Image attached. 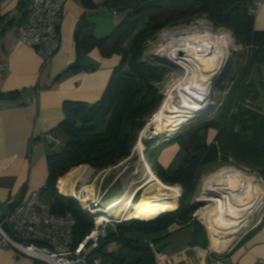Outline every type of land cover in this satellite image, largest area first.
<instances>
[{"label": "trees", "instance_id": "1", "mask_svg": "<svg viewBox=\"0 0 264 264\" xmlns=\"http://www.w3.org/2000/svg\"><path fill=\"white\" fill-rule=\"evenodd\" d=\"M251 2H106L111 10L117 9L123 19L111 36L97 40L91 32L82 38V46L86 50L98 47L106 56L118 54L121 61L111 76L105 94L95 105L84 102L66 104L67 117L59 125L66 141L62 140L60 149H52L53 155L49 157L50 174L45 195L52 191L49 202L54 214L63 216L71 213L74 216L76 228L73 238L76 245L89 235L94 227L93 220L89 214L84 213L78 201L58 194L56 186L60 181L58 188L64 193L66 179L79 170L74 167L86 164L97 171L104 170L131 156L146 121L163 102L155 84L162 81L165 73L157 64L147 62L143 57L148 43L166 27L189 24L195 18L206 17L215 29L229 30L236 44L249 51L248 59L240 72L229 79L228 87L221 88L227 98L222 104L218 123L207 124L199 131L179 138H184L186 154L177 172L171 176L168 169L159 164L158 172L166 183L183 184L184 197L180 207L166 206L159 213L142 214L130 219L127 221L130 225L119 227L116 233L109 235L96 255L103 256L106 264H156L153 249L146 237L174 224L186 227L192 222V215L201 206L190 203L191 194L196 189L194 181L200 168L218 161L220 150L235 156L241 163L263 169L264 177V114L245 104L257 90L251 78L264 66V32L257 33L254 29V18L248 15ZM211 129L217 135L209 142ZM71 170L74 171L69 173ZM114 243L119 249L109 253L108 247Z\"/></svg>", "mask_w": 264, "mask_h": 264}, {"label": "crops", "instance_id": "2", "mask_svg": "<svg viewBox=\"0 0 264 264\" xmlns=\"http://www.w3.org/2000/svg\"><path fill=\"white\" fill-rule=\"evenodd\" d=\"M27 1L0 0V65L8 64V71L0 75V216L9 211V201H23L48 185L53 153L39 138L54 133L65 142L59 125L67 117L66 104L95 105L121 61L120 55L106 56L98 47L86 50L82 38L92 32L97 40H104L115 32L122 16L118 21L113 18L115 8L108 7V0H68L60 29L61 48L43 68L36 49L22 44L17 35ZM253 21L255 31L264 32V4ZM259 69L264 88V66ZM255 104L264 109L263 101ZM161 164L166 167L164 161ZM202 219L217 233L227 232L224 241L212 234L210 246L200 220L186 227L174 224L146 237L156 264H264V221L232 247L250 219ZM116 251L115 246L109 252ZM0 264L35 262L3 249L0 241Z\"/></svg>", "mask_w": 264, "mask_h": 264}, {"label": "rangeland", "instance_id": "3", "mask_svg": "<svg viewBox=\"0 0 264 264\" xmlns=\"http://www.w3.org/2000/svg\"><path fill=\"white\" fill-rule=\"evenodd\" d=\"M117 10V9H116ZM206 17H200V18H195L189 24H179L176 26H170L164 28L161 32H159L155 38L148 43L146 47V52L144 54L143 59L147 62H153L157 64L165 73V76L163 77L161 82H158L155 84V86L159 89L160 95L163 97V102H165V95L168 92V89L173 87L175 82H177L180 78L179 73L181 72L180 69L176 68L174 64H171L170 62H167V60L164 57H158L156 55V51L158 47L165 41L167 40L166 37H171V38H176L179 37V35L183 34H196V33H201L202 29H209L212 28V25L208 23L205 19ZM206 21V22H205ZM141 28H144V26H141ZM214 33L217 36H222L223 37H229L230 32L229 30L225 29H218L214 30ZM214 34V35H215ZM233 39V38H232ZM249 53L248 50L245 49L243 46H239L238 52H233V56L230 57V65L228 66V73L225 77V79L222 82L217 83L218 85L214 90L211 91L210 94V102L213 104L212 109L207 110V113L198 115L194 117L192 120L188 121L185 125H182L181 127L175 129L172 135H165V136H160V137H155L152 134L154 133L155 130V124H153V118L155 117L156 113L159 112L162 104L160 107L156 110V112L148 118L146 121L145 128L139 133L138 135V140L136 144L133 147L132 154L129 158L122 160L121 163L112 166L108 169H100V170H95L89 165H84L80 167H74L73 169L77 170H82L86 171V174H84V178L81 180H76L74 187L77 190V192H81L84 197H85V202L82 203L85 207L87 206V201L91 202L92 200H96L97 202H108L109 200L111 201L112 198H117L115 196H120L123 195L124 192H127L129 189V184L132 183V180L134 179L135 174L138 173L139 166L141 164V152L138 149V145L141 143L146 149L144 151V156H145V163L144 166H149L152 170V173L155 174L158 183L155 181L153 185L157 187H161L162 184H164L167 187H175L179 186L181 188V201L177 204L180 207V203H182L183 200V194H184V187L183 184H168L166 183L161 177L158 172L159 164H161V161L166 165L164 167L165 169H168L169 174L172 176L174 175L179 167L183 164L184 162V157L186 154L185 147H184V138H181L182 136L189 135L191 133H194L196 131H199L201 128L205 127L207 124L209 125H215L219 121V115L222 110V104L224 103L225 99L227 98L226 92H223L221 88H227L228 87V82L229 79L233 76H235L238 72H240V69L242 66L247 62V57ZM260 72L258 71L256 74H254L251 78L252 82L256 83V94L253 95V97L249 98L245 104L248 107L251 108H257L258 110L263 112V106H258L255 103L259 102L260 100L264 102V88H263V81L260 78ZM264 116V115H263ZM217 135L216 131L214 129H211L209 131V142L214 140L215 136ZM177 139V140H176ZM176 140V141H175ZM158 149V150H156ZM156 150V152H154ZM219 152L220 155H218V161L216 163H211L208 164L207 166H204L199 169L198 175L196 176V179L194 183L196 184V189L194 190V193L191 194V202L193 204L197 203V200L201 201L202 204L199 206L198 211H196L194 214H198V220H200V224L203 226L204 230L206 231L207 238L209 239V245L213 246V235L218 238L219 240L224 241L226 238L227 232L223 231L222 234L217 233L216 231L213 230V228L207 227L204 219L202 217L204 214L210 215V209L212 210V201L213 200H207L206 197H204V188L206 185V181L211 177L213 174L219 173L220 170L223 169H237L240 172H242L244 175L253 177L255 180L259 181V183L264 186V177H263V169L260 168H254L253 166L249 164H244L241 163L235 156H230L226 153H224L222 150ZM225 158L227 160H225ZM222 159V160H221ZM230 160H233L230 162ZM227 161V162H225ZM162 165V164H161ZM168 165V166H167ZM78 170V171H79ZM74 170H71L69 173H71ZM77 171V172H78ZM75 172L74 174H76ZM68 173V174H69ZM66 174V175H68ZM89 174V175H88ZM65 175V176H66ZM64 176V177H65ZM74 175L69 176L66 181ZM160 180V181H159ZM65 181V184H66ZM160 182L162 184H160ZM60 181L58 182L56 189L58 190V194L61 196L63 195L64 197H67L68 195L65 193V184H64V193L62 189L59 186ZM190 185V184H189ZM151 186L149 183L145 184L143 186H140V188L136 189L133 192V195L136 197H144L148 198L150 197V201H156L154 196L157 195L158 192L156 190L151 189ZM61 189V191L59 190ZM51 193L52 191L50 190V193H47L45 195L46 201H50L51 198ZM129 193H132L129 191ZM165 194V193H162ZM80 196V193H79ZM70 197V196H68ZM72 198V197H71ZM73 200L78 201L77 198ZM80 199V198H79ZM174 200V197L169 196L166 199L168 201V204H171ZM80 203V201H78ZM81 205V203H80ZM197 205V204H196ZM82 208V206H81ZM174 209V208H173ZM170 209V210H173ZM166 210V211H170ZM175 212V211H173ZM172 212V213H173ZM199 212V213H198ZM193 214V215H194ZM258 214V215H257ZM264 207L259 210V212H254L252 213L250 217V223L248 225V228L244 232H239L241 233L235 243L232 245V247L241 239H243L246 235H248L250 232L256 230L258 226L264 221ZM126 216V211L124 210L119 216L113 218L109 222V228L111 230L117 226L118 228L120 227H125L127 225H130L129 222L131 220H127L125 222ZM208 218L207 216H205ZM214 219L218 220L215 215L211 216ZM138 219V218H137ZM134 219V220H137ZM142 220V219H139ZM231 220V219H230ZM204 224V225H203ZM216 232V233H215ZM238 233V234H239ZM213 234V235H212ZM150 238L154 237V234H150L148 236ZM114 250V249H113ZM224 254V253H223Z\"/></svg>", "mask_w": 264, "mask_h": 264}, {"label": "bare ground", "instance_id": "4", "mask_svg": "<svg viewBox=\"0 0 264 264\" xmlns=\"http://www.w3.org/2000/svg\"><path fill=\"white\" fill-rule=\"evenodd\" d=\"M166 39L165 43L162 42L158 47L156 55L164 57L181 72L179 80L168 89L165 102L152 120L156 126L152 134L155 137L172 135L175 129L208 110L211 105L212 83L227 67L235 48L230 37L213 35L206 30L200 34H183L177 39L171 37ZM144 147L141 143L138 145L141 152L140 170L128 185V191L113 198L105 209L93 212L112 214L115 211L125 210V222L126 219L130 220L142 214L159 213L166 206H177L181 201L182 190L179 186L170 188L161 182L160 188L153 185L155 181L158 183V180L151 168L148 165L144 166V151H146ZM84 174H86L84 169L79 170L66 181L64 187L65 193L74 199L77 198L81 204L85 202V197L81 195L82 193L79 196L74 184L76 180L83 179ZM244 174L231 168L220 170L219 173L209 177L202 195L207 200H213V204L212 210L210 209L211 214H204L203 217L215 215L220 220L226 221L241 218L247 220L252 213L259 212L264 207V186L253 177ZM148 183L152 185L151 189L158 192L154 196L156 201H150V197L133 195L136 189ZM168 194L174 197L171 204L166 201ZM89 203L87 201V209ZM117 208L119 209L116 210Z\"/></svg>", "mask_w": 264, "mask_h": 264}, {"label": "built area", "instance_id": "5", "mask_svg": "<svg viewBox=\"0 0 264 264\" xmlns=\"http://www.w3.org/2000/svg\"><path fill=\"white\" fill-rule=\"evenodd\" d=\"M67 1L28 0L23 7L24 10L20 13L23 23L17 30L18 39L29 48L36 49L42 58L43 68L51 63L61 48L60 29ZM263 4L264 0H252L248 8V15L255 18ZM112 15L117 21L121 18L116 9L113 10ZM205 19L210 23L207 18ZM210 24L212 25L210 30L203 28L202 31L206 30L214 35L213 29H217L212 23ZM230 34L229 37L233 38L232 42L235 46L234 51L238 52L239 46L236 44L233 34L231 32ZM7 71L8 64H1L0 75ZM25 102L30 103L31 101L26 100ZM39 141L53 150H58L62 146V140H59L54 133L42 135ZM232 161L230 160V162ZM45 193L46 187L37 192H31L23 201L11 200L7 203L9 211L0 216L2 248L10 249L19 256L30 258L35 264H106L103 256L96 255V252L100 250L102 243L110 237V234L118 231L117 226L111 230L108 225L123 211H115L112 214L93 211L105 209L113 198L107 203L92 200L88 209L81 204L84 213L89 214L92 218L94 227L85 240L76 245L73 238L76 228L74 216L71 213H65L63 216L54 214L51 202L45 199ZM79 193L81 194V192ZM197 218L198 214L192 215L193 221L198 220ZM151 245L149 243V246ZM115 246L117 247L115 243L110 245L108 251ZM215 264L222 263L217 261Z\"/></svg>", "mask_w": 264, "mask_h": 264}, {"label": "water", "instance_id": "6", "mask_svg": "<svg viewBox=\"0 0 264 264\" xmlns=\"http://www.w3.org/2000/svg\"><path fill=\"white\" fill-rule=\"evenodd\" d=\"M233 52L235 53V51H232V55L230 56V57H232L233 56ZM231 60V59H230ZM229 64H230V61H229V63L227 64V67L223 70V72L221 73V75L218 77V78H216V80L215 81H213V83H212V90H214V88H216V86L218 85L217 83H219V82H222L224 79H225V77H226V75H227V73H228V71H227V69H228V66H229ZM211 90V91H212ZM212 106H213V104H211L210 105V107H208L209 109H212ZM205 113H207V111L205 112ZM205 113H203L204 115H205ZM199 115H201V114H199ZM197 205L198 204H202V202L201 201H199V200H197V203H196ZM259 227V226H258Z\"/></svg>", "mask_w": 264, "mask_h": 264}]
</instances>
